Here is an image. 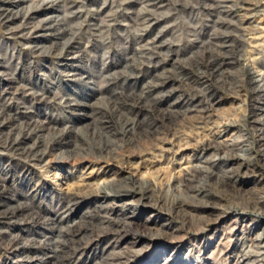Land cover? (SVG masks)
I'll list each match as a JSON object with an SVG mask.
<instances>
[{"label":"rangeland","instance_id":"obj_1","mask_svg":"<svg viewBox=\"0 0 264 264\" xmlns=\"http://www.w3.org/2000/svg\"><path fill=\"white\" fill-rule=\"evenodd\" d=\"M5 1L0 264H264V0Z\"/></svg>","mask_w":264,"mask_h":264},{"label":"bare ground","instance_id":"obj_2","mask_svg":"<svg viewBox=\"0 0 264 264\" xmlns=\"http://www.w3.org/2000/svg\"><path fill=\"white\" fill-rule=\"evenodd\" d=\"M22 1H24V0H6L5 2L6 3H9V4H12V5H15V4H17L18 2H22ZM212 75V74H211ZM210 75V76H211ZM209 77V76H208ZM207 77V78H208ZM257 106V105H256ZM258 109H260L259 107H258ZM103 125H104V127L105 128H109L110 126V122H104L103 121ZM136 127H137V125L136 124H134V123H132V124H130V125H126V126H123V129L121 130V133L120 134H122V135H128V134H130L131 132H134L135 130H136ZM209 130V129H208ZM187 131V130H186ZM214 131V130H213ZM96 133V132H95ZM93 134V133H92ZM263 135H264V133H263ZM64 137V136H63ZM264 137V136H263ZM211 139H212V136H211ZM199 141V140H198ZM65 142V139H59V137L57 138V139H55V141H54V145H60V144H63ZM211 141L210 140H207V142H204V143H206V144H204L205 146H207L208 145V147H210L211 145H212V143H210ZM67 145H69L70 147H73L74 148V150H73V152L75 153V155H81V152H84L82 149H80L79 147H78V145H77V143H74V142H71V141H66L65 142ZM198 143H200V142H198ZM6 145V144H5ZM182 146V145H181ZM7 148L10 150V151H13V150H15L17 147H16V143H12V142H9L8 144H7ZM180 148V147H179ZM107 148H101V149H97L98 151H104V150H106ZM184 149V148H183ZM183 149H181V151L183 150ZM16 151H17V149H16ZM28 153V152H27ZM17 154V153H16ZM27 155V154H26ZM31 156H29L28 157V159L29 158H32V153L30 154ZM38 155V154H37ZM33 157H36V155H33ZM236 159V158H235ZM240 160V159H239ZM228 161H230V160H228ZM241 165V164H240ZM120 166V165H119ZM242 166H243V164H242ZM124 168V167H123ZM196 168L197 167H195V169L194 168H190V169H188V171L186 170L185 172H181V174H179L180 176L179 177H181L180 179H181V181H182V183H188V182H192L193 181V178L195 177V174L194 173H196V172H198L197 170H196ZM202 172L203 173H205V174H207V175H212L207 169H202ZM82 174V173H81ZM134 176H136V175H134ZM133 176V177H134ZM80 177H82L83 178V174L80 176ZM130 177V176H129ZM179 179V178H178ZM137 180V179H136ZM78 183H80V182H78ZM150 183H152V182H150ZM186 186V185H185ZM188 186V185H187ZM155 186H151L150 184H149V182H147V181H144V182H137V181H135L133 178H128L127 179V181H126V183H125V185H123V187H122V189L120 190V191H118L117 193L115 192V194H117L115 197L116 198H122L123 197V195H126V196H132V195H135V194H137V192H146V193H148V194H150V193H152L154 190H153V188H154ZM71 188V187H70ZM87 188H89L88 187V185L86 184V185H84V184H79V185H77L75 188H73V190H72V192H71V194H73L72 196H74L75 195V197H78V198H81V201H87L88 199H91V198H94V197H103V198H109L113 193H108L109 191H104V189H100L99 187L97 188V190L96 191H93V192H88V191H86L87 190ZM106 188V187H105ZM187 188V187H186ZM72 189V188H71ZM107 189V188H106ZM125 189V190H124ZM188 189V188H187ZM89 190V189H88ZM202 194L204 193V192H201ZM203 195H205V193L203 194ZM205 197V196H204ZM111 198V197H110ZM203 201H202V203H200V204H198V205H196V204H187V205H183L185 208H188V209H193V210H195V209H203V210H206V209H209V208H212V205H211V203H209L207 200H205V198H203L202 199ZM81 201L80 202H78V204H81ZM77 204V205H78ZM182 206V207H183ZM96 221L97 222H99V224H109V220L107 219V218H105V217H100V216H98V218H93L92 217V219L90 220V225H89V227H88V229L90 228L91 229V233H92V235H97V232L99 231V230H102V229H99V226L100 225H97V223H96ZM110 221H112V220H110ZM114 222V221H113ZM39 223H40V221H39ZM116 223V222H115ZM109 225H111V223L109 224ZM132 225V224H131ZM86 226V225H85ZM118 226V225H117ZM120 226V225H119ZM129 226V225H128ZM109 228V227H108ZM97 229H99L98 231H97ZM125 232L126 234H125V237H129L130 239H132V241H137L138 239H141V238H143L144 236L141 234V231L140 230H135V231H133V229L131 230V228L130 227H124V230H120V233L121 232ZM96 240V239H95ZM52 252H55L54 250H52ZM100 264H105V261L104 262H102V263H100ZM111 264V263H110ZM113 264V263H112Z\"/></svg>","mask_w":264,"mask_h":264}]
</instances>
